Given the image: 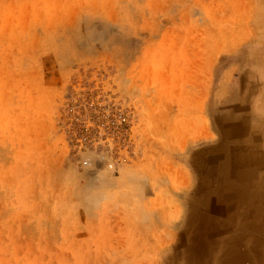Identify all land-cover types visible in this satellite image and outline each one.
<instances>
[{
	"label": "rangeland",
	"instance_id": "374dc122",
	"mask_svg": "<svg viewBox=\"0 0 264 264\" xmlns=\"http://www.w3.org/2000/svg\"><path fill=\"white\" fill-rule=\"evenodd\" d=\"M257 18L253 0H0V264H248L208 171Z\"/></svg>",
	"mask_w": 264,
	"mask_h": 264
},
{
	"label": "crops",
	"instance_id": "0c3cea01",
	"mask_svg": "<svg viewBox=\"0 0 264 264\" xmlns=\"http://www.w3.org/2000/svg\"><path fill=\"white\" fill-rule=\"evenodd\" d=\"M253 6L255 13H264V0H253ZM249 28L252 36L230 68V93L222 107L228 112L218 120L224 128L214 133L225 142L224 168L208 171L215 180L208 175V182L216 186L210 193L216 195L218 210L231 215L221 225L228 231L223 243L230 238V255L246 250L252 254L248 264H264V19H254Z\"/></svg>",
	"mask_w": 264,
	"mask_h": 264
},
{
	"label": "built area",
	"instance_id": "2783aa9c",
	"mask_svg": "<svg viewBox=\"0 0 264 264\" xmlns=\"http://www.w3.org/2000/svg\"><path fill=\"white\" fill-rule=\"evenodd\" d=\"M84 164H88V161L86 160V161H84ZM113 166V165H112Z\"/></svg>",
	"mask_w": 264,
	"mask_h": 264
}]
</instances>
